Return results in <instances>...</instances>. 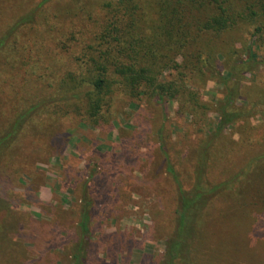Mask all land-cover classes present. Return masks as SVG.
Listing matches in <instances>:
<instances>
[{"label":"rangeland","instance_id":"rangeland-1","mask_svg":"<svg viewBox=\"0 0 264 264\" xmlns=\"http://www.w3.org/2000/svg\"><path fill=\"white\" fill-rule=\"evenodd\" d=\"M25 2L0 0V31L42 0ZM53 8L36 27L18 33L9 54L15 45L32 48L42 32L66 21L62 10L53 19L60 9ZM261 27L262 20L244 22L215 42V51L203 48L207 66L185 79L186 90L200 97L194 120L180 114L178 103L166 102L165 113L155 98L120 95L97 119L85 111L36 117L0 159V264H71L85 193L98 197L93 264H158L176 209L168 159L190 186L200 149L231 97L229 110L245 116L214 143L207 180L218 184L244 171L250 176L242 182L249 184L243 201L222 194L203 214L192 255L195 264H264V46L255 36ZM50 47L64 64L66 57ZM34 51L28 56L41 57ZM18 67L6 80L0 74V132L55 93L40 92L36 101L25 58ZM64 75L57 72V80ZM58 107L54 111H64Z\"/></svg>","mask_w":264,"mask_h":264},{"label":"trees","instance_id":"trees-1","mask_svg":"<svg viewBox=\"0 0 264 264\" xmlns=\"http://www.w3.org/2000/svg\"><path fill=\"white\" fill-rule=\"evenodd\" d=\"M67 2L72 4L62 7ZM35 6L28 15L15 17L0 31V74L8 79V70H19V63L25 58L26 66L30 67L25 74L38 93L33 98L42 100L38 99L39 93L51 89L55 93L21 112L0 132V159L36 117L50 112L67 116L85 111L97 119L116 95L129 100L155 98L165 113L166 102L178 103L180 114L194 120L200 97L186 90L185 79L207 66L205 55L209 53L203 48L215 51L218 46L215 42L240 24L264 21V0H42ZM48 7L60 8L59 13H52V18L58 19L62 10L66 21L42 32L32 48L15 45V54H9L18 33L36 27L40 18L46 19ZM255 36L263 47L264 27L256 29ZM50 45L66 57L64 64L59 65L60 59L52 55ZM34 49L37 55L45 57V66L39 74L42 58L28 56ZM57 72L67 75L57 80ZM41 74H47L46 78H38ZM231 99L220 107L218 128L200 149L190 186L183 184L168 159L167 172L176 186V209L158 264H195L192 254L200 218L222 194L234 195L238 202L246 196L249 183L242 182L241 177L250 174L244 171L218 184L207 180L214 143L245 116L229 110ZM55 107L64 111H54ZM88 196L85 193L81 200L71 264L94 261L92 222L98 197L90 200Z\"/></svg>","mask_w":264,"mask_h":264}]
</instances>
